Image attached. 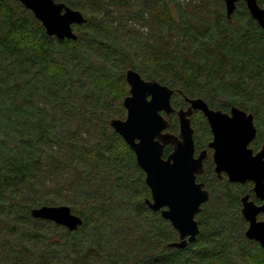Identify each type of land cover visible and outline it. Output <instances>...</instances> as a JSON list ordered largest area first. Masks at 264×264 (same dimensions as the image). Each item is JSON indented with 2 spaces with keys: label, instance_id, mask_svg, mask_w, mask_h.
I'll return each instance as SVG.
<instances>
[{
  "label": "trees",
  "instance_id": "trees-1",
  "mask_svg": "<svg viewBox=\"0 0 264 264\" xmlns=\"http://www.w3.org/2000/svg\"><path fill=\"white\" fill-rule=\"evenodd\" d=\"M53 1L85 18L74 40L0 0V264H264L240 213L251 185L218 179L211 163L198 234L167 247L177 232L145 204V175L109 124L125 118L131 69L172 89L174 107L244 110L264 141V30L244 2L227 18L223 0ZM193 126L210 138L203 116ZM60 205L82 220L75 230L31 216Z\"/></svg>",
  "mask_w": 264,
  "mask_h": 264
},
{
  "label": "water",
  "instance_id": "water-1",
  "mask_svg": "<svg viewBox=\"0 0 264 264\" xmlns=\"http://www.w3.org/2000/svg\"><path fill=\"white\" fill-rule=\"evenodd\" d=\"M15 1L32 13L48 36L60 40H74L72 26L85 22L81 12L61 2ZM238 1L244 2L250 16L264 30V8L256 0H223L227 18ZM125 81L128 85V95L122 101L125 118L111 119L109 124L133 152L137 166L145 175V184L150 191V199L146 198L145 204L149 209L159 211L177 232L178 240L167 247L183 248L196 237L199 229L194 217L209 199L203 184L196 182L205 152L197 158L193 156V130L189 117L194 110L201 111L210 126L213 137L208 147L213 149L215 173L219 176L225 173L231 183L252 181L255 197L264 200V146L256 154L248 148L256 133L251 114L232 107L227 115L210 109L200 98H185L189 107L177 111L178 136L163 133L168 121L160 112L168 115L173 111L170 101L174 91L155 80H144L131 69L125 72ZM167 144L171 145L172 151L163 158ZM241 203V215L247 222L245 237L264 249V220L256 219L258 214L264 213V205L249 201L248 195L242 197ZM31 216L52 221L70 231L82 223L66 205L41 206L33 209Z\"/></svg>",
  "mask_w": 264,
  "mask_h": 264
},
{
  "label": "flooded vegetation",
  "instance_id": "flooded-vegetation-1",
  "mask_svg": "<svg viewBox=\"0 0 264 264\" xmlns=\"http://www.w3.org/2000/svg\"><path fill=\"white\" fill-rule=\"evenodd\" d=\"M173 94H174V92H173ZM173 94H172V96H173ZM186 98V97H185ZM185 98H183L182 99V103H183V105L184 106H179V107H174L173 106V104L171 103L172 101H170V104H171V107H172V109H173V111L171 112V113H169L168 115L165 113V112H160V114L168 121V127H167V129L166 130H164L163 131V133H170V134H172V135H176V136H178V133H179V124H178V118H177V111L178 110H180V109H183V110H186L188 107H189V103L185 100ZM190 99H194V98H190ZM171 100H172V97H171ZM182 103H180V104H182ZM208 106V105H207ZM209 107V106H208ZM232 107H234V106H231L228 110H219V109H214V108H211V107H209L210 109H212V110H216V111H221L222 113H225V114H227V115H230V109L232 108ZM238 108V107H237ZM240 109V108H239ZM242 110V109H241ZM247 113V112H246ZM249 114V113H248ZM175 116V118L177 119V125H178V131L174 134V133H171L170 131H169V126H170V121H171V118H172V116ZM203 116V118L205 119V121H206V124H207V126H208V129H209V132H210V138L208 139V140H202V141H198V137H195V132H196V129L194 128V126H193V120L196 118V116ZM189 119H190V126H191V128H192V130H193V135H192V138H193V142H194V152H193V156H194V158H197L199 155H200V153H202V152H205V157L203 158V160H202V171H201V173H199V174H197L196 175V182L197 183H202L203 184V188L204 189H206L207 191H208V189L205 187V181H204V179H205V171H206V166L207 165H209L210 163H211V165H212V172L216 175V177L218 178V179H225L226 181H228V183H231L229 180H228V177H227V175L225 174V173H221L220 174V176L219 175H217L216 173H215V171H214V163H213V149H211V148H209L208 147V144L211 142V140H212V133H211V130H210V126H209V124H208V122H207V120H206V118L204 117V115L202 114V112L201 111H199V110H194L193 112H192V114L190 115V117H189ZM253 124H254V121H253ZM254 127H255V129H256V133H255V137H254V139H252V141H250V143L248 144V148L249 149H251L252 150V154H256L258 151H260V149L262 148V146H264V141H262V139L260 140L259 138H258V135H257V128H256V126H255V124H254ZM205 141V142H204ZM167 149H169V152L168 153H166V150ZM172 151V147H171V145H169V144H167L165 147H164V151H163V158H166L167 156H168V154L170 153ZM204 174V176H202ZM231 184H236V185H245V184H249V185H251V188H250V190H251V194H249V193H247V194H245V195H243V196H241L240 197V203H241V199H242V197H244V196H246V195H248V199H249V201H252L254 204H256V205H258V206H260V205H264V200H262V201H260L259 199H257L256 197H255V194H254V192H253V190H252V188H253V182L252 181H245L244 183H231ZM209 192V191H208ZM210 195V194H209ZM241 207H242V203H241ZM241 207H240V213H241ZM256 219L258 220V221H262V220H264V213H260V214H258L257 216H256Z\"/></svg>",
  "mask_w": 264,
  "mask_h": 264
}]
</instances>
